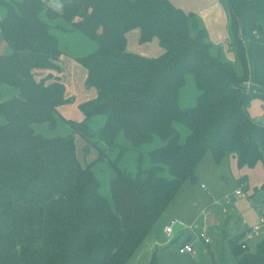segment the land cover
Wrapping results in <instances>:
<instances>
[{"label":"trees","instance_id":"trees-1","mask_svg":"<svg viewBox=\"0 0 264 264\" xmlns=\"http://www.w3.org/2000/svg\"><path fill=\"white\" fill-rule=\"evenodd\" d=\"M51 2L0 0V29L11 47L0 56V85L16 91L6 100L0 92V264H128L183 183L196 181L208 151L218 163L236 158L239 168L264 163V123L248 111L254 98L264 102V0H226L242 74L208 42L194 14L170 0H60L61 8ZM134 29L142 43L157 38L164 52H129L126 35ZM57 30L96 44L75 57L97 91L80 105V123L59 113L73 100L60 76ZM36 69L49 73L37 79ZM189 75L198 94L184 107ZM96 117L103 118L99 127L89 124ZM59 123L67 134L36 130L45 124L56 132ZM177 126L187 130L184 139ZM77 133L95 139L98 156L86 166L76 153ZM156 137L149 166L142 154L135 174L119 166L125 152L140 153ZM104 162L110 198L96 170ZM244 236L228 241L237 264H264V238L251 253L240 244ZM156 253L148 264H159Z\"/></svg>","mask_w":264,"mask_h":264},{"label":"rangeland","instance_id":"rangeland-1","mask_svg":"<svg viewBox=\"0 0 264 264\" xmlns=\"http://www.w3.org/2000/svg\"><path fill=\"white\" fill-rule=\"evenodd\" d=\"M56 35L59 48L63 52V56L59 59V64L61 66L60 76L65 86V97L66 99L74 100L62 105L59 113L65 118L80 123L84 120L80 105L93 100L97 95V91L95 87H90L87 83V71L82 64L76 61L75 57L92 52L96 48V44L80 32H62L57 30ZM126 36L128 41L127 49L131 53L154 58L164 52L157 38L150 42L142 43L139 29L131 30ZM10 52L11 47L4 39L0 29V56ZM226 58L234 65L236 71L242 74L235 51L232 49L227 50ZM33 72L34 76L39 79L45 77L49 70L36 69ZM192 80L189 75L186 85L181 91L180 104L184 107L192 106L198 94ZM0 92L2 100L10 99L13 93H16L13 88H7L3 85H0ZM248 111L252 119L264 123V102L260 98L251 100ZM102 119L101 117H96L95 120L93 118L89 121V124L99 127ZM2 120L4 121L1 117L0 121ZM177 127L182 139H184L188 133L187 130L182 126ZM36 130L41 131L46 136H53L57 133L67 134L69 132L68 127L63 123H59L55 130L56 132L51 131L45 124L37 125ZM74 138L76 153L80 163L86 166L94 161L98 156L97 148L91 145L96 144L94 142L95 139L86 141L78 133L74 135ZM159 143L160 140L156 137L153 142L145 144L140 149V153L128 150L121 157L119 166L122 169H126L129 173L135 174L138 168L137 158L139 154H142L143 166H149L148 151L158 146ZM118 153V148L109 152L112 159L117 157ZM234 161L231 156L226 155L218 163L213 153L208 151L196 167V181L187 180L183 183L158 223L161 222L160 225L168 224L171 219H174L188 227L193 226L192 230H186L183 233L182 239L192 244L194 253L181 254L179 252L182 239L166 245L167 247L157 245L156 255L159 264H237L238 257L231 251L228 238L240 230V221L244 220L248 227L257 223L258 213L264 200V190H261V186H259L264 181V165L259 163L256 167L245 170V168H239ZM98 168L100 169L98 176L102 183L101 191L110 198L111 170L106 162L98 164L96 170ZM243 170L247 173L249 187L247 189L243 188L242 195H236V190L240 188V180L238 178H241L242 174H244ZM227 201L230 202L227 203ZM209 210L213 214L212 217L203 213ZM203 230L211 238L210 243H205L200 238L199 233ZM158 232L159 230L156 227L155 234L157 235ZM160 232L159 240L162 241L163 235ZM152 233L132 256L128 264L149 263L154 249H151ZM165 236L164 234V238ZM175 237L176 233L171 237L166 236L169 240ZM257 241H254V243ZM254 243L250 248L252 252L256 250ZM153 247L155 246L153 245Z\"/></svg>","mask_w":264,"mask_h":264},{"label":"crops","instance_id":"crops-1","mask_svg":"<svg viewBox=\"0 0 264 264\" xmlns=\"http://www.w3.org/2000/svg\"><path fill=\"white\" fill-rule=\"evenodd\" d=\"M170 1L175 7L179 8V9H181L187 13L194 14V16L198 20L199 24L201 25V27H203L206 30L208 42H210L215 48H220L224 58H226V51L230 50V49L233 50V48L231 46V19H230V14L228 11L226 0H170ZM2 16H3V14H2V12H0V19ZM58 64H59V60H58ZM100 122H102V120ZM232 158L235 160L234 162H236V164H237L236 158H234V157H232ZM263 165H264V163H263ZM243 168H245V170L247 169V167H243ZM245 170H243L244 174H242L241 178H238V180H240L239 181L240 186H241V184H245V188L247 189L249 187V184H248V180H247V178H248L247 173H245ZM263 182H262V184H263ZM261 185H259V186H261ZM259 186H257V187H259ZM203 213L205 214V212H203ZM210 216L212 217L213 214ZM257 218H259V213H258ZM172 220H174V219H171L170 222ZM257 221H258V219H257ZM240 222H241L240 223V230L236 234L246 232L247 230L250 229V227L247 226V223L244 220H242ZM160 223H157L155 228L157 227L159 232L161 231L160 233H161V235H163V240L162 241L159 240V232L156 235L155 234V228H154V232H153L152 237H151L152 238L151 249L152 248L155 249V247L157 245L166 246V245L170 244L171 241H173V240H176V241L181 240L183 233L187 230V229H185V230L182 229V227L180 225L176 226V228H175L176 237L169 240L166 238V236L164 238V234H165L164 233V227L166 225H168L169 223L168 224L164 223L163 225L162 224L160 225ZM236 234H234V235H236ZM228 240H229V238H228ZM257 240H255V241H257L255 243L253 241L249 246V251L251 253L256 252L257 244L262 239H257ZM185 242H188V241L182 239L180 242V245L185 243ZM210 242H211V238H210ZM253 243L255 244V248H256L255 252H252V250L250 249L251 245ZM153 245L155 247H153ZM156 249H157V247H156ZM237 260H238V258H237Z\"/></svg>","mask_w":264,"mask_h":264},{"label":"built area","instance_id":"built-area-1","mask_svg":"<svg viewBox=\"0 0 264 264\" xmlns=\"http://www.w3.org/2000/svg\"><path fill=\"white\" fill-rule=\"evenodd\" d=\"M243 188H245V184H241L240 188L236 190V195L243 194ZM230 201H227V203ZM206 215H212V212L209 210L205 212ZM181 226L182 229L192 230L193 226H186L185 224L180 223L178 220H172L168 225L164 227V233L166 236L171 237L175 234L176 226ZM201 239L204 240L205 243H210V238L207 236L205 230L199 233ZM264 238V200L262 201L261 209L259 212V218L255 225L251 226L249 230L245 232V236L240 241L242 244V248L246 249L250 246V244L257 240ZM179 252L181 254H191L194 253L193 246L190 242H185L179 246Z\"/></svg>","mask_w":264,"mask_h":264},{"label":"water","instance_id":"water-1","mask_svg":"<svg viewBox=\"0 0 264 264\" xmlns=\"http://www.w3.org/2000/svg\"><path fill=\"white\" fill-rule=\"evenodd\" d=\"M51 5L52 6H56L58 8L62 7V4H61V2L59 0H52Z\"/></svg>","mask_w":264,"mask_h":264}]
</instances>
